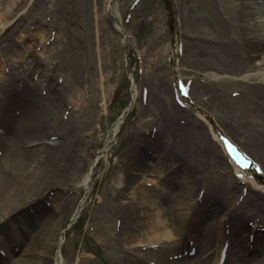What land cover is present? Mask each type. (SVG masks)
<instances>
[{
    "label": "rangeland",
    "instance_id": "obj_1",
    "mask_svg": "<svg viewBox=\"0 0 264 264\" xmlns=\"http://www.w3.org/2000/svg\"><path fill=\"white\" fill-rule=\"evenodd\" d=\"M238 1L223 15L231 17L239 8ZM131 2L111 0L107 7L106 0H0V10L5 7L7 15L5 26L0 29V104L5 106L0 108V113L10 108L11 112L27 114L19 123L18 119L0 118V151L5 155L0 157V165L10 162L14 141L21 149L36 147L31 142L21 144L26 137L28 117L30 132L43 131L42 136L55 137L56 143L46 146L55 154L45 170L48 175H44L42 190L19 196L20 202L30 201L22 204L23 212L18 216L26 226L31 222L33 231L38 229L47 219L36 215L39 204L55 211L60 209L56 217L59 226H64L80 200L85 199L79 219L65 231L62 264H142L139 260L168 259L178 254L186 249L192 237L190 234L185 238L189 231L185 221L189 223L191 219V207L200 215L206 214L211 207L209 198L222 197L213 187L230 174L221 146L213 140L207 125L191 109L180 107L174 101V85L167 62L173 29L166 10L167 0H139L133 7H130ZM169 6L171 15L177 19L176 29L181 40L179 73L195 74L197 78L191 80L192 85L197 82L205 86L195 91V103L212 114L226 135L243 148L255 149L263 161L264 124L247 115L241 100L248 102L250 98L255 104L257 99L261 108L254 107L263 116L264 102L254 97V93L262 96L264 88L245 81L233 86L224 81L206 80L204 71L243 73L242 68L236 67L234 49L227 45L228 38L218 32L208 0H170ZM118 20L131 35L132 44L117 29ZM42 30L47 33L44 38L39 37ZM49 31L55 33L54 38L44 44ZM39 43L42 45L36 48ZM142 89L146 90L144 99H140ZM132 93L136 94L135 102L112 134L113 123L128 105ZM169 104L177 112L168 120L164 107L167 105L170 110ZM108 132L109 137H106ZM167 132L173 134L168 141ZM102 146L105 150L93 168L89 187L84 188L81 185L83 171ZM204 146L210 148L215 161L218 157L224 161L211 163L213 158L203 155ZM160 150L163 151L161 157L170 158L172 166L158 176L146 170L145 165L146 160L151 165L153 155L156 158ZM31 158L34 161L37 157L31 154ZM119 172L121 185H116L114 181ZM151 179H154L152 186L144 187V182ZM183 181L188 188L192 186L188 197L191 207L165 206L166 201H177L173 195L178 189L185 190L187 186L181 187ZM237 185L235 196L245 188L241 183ZM141 189L148 191L155 202L143 203ZM220 201L222 215L231 205L225 199ZM167 209L174 216L182 209L185 212L189 209L179 234L150 242L161 245L155 252L137 246L149 243L142 239L150 234L146 232L152 212L159 210L165 216ZM140 211L145 213L139 215ZM124 213H127L126 218ZM252 216L248 214L243 220L249 229L252 228L250 223L257 219ZM19 217L12 216L10 223L0 228L1 234L9 236V227L17 225ZM120 220L121 224H117ZM167 224L164 221V227ZM262 224L260 233L264 232ZM122 226H125L123 231ZM19 231L24 234V227ZM220 233L231 237L228 240L233 242L235 228L231 220L224 222ZM18 235L4 245L6 248L0 245L3 252L0 264H13L21 257L23 249L28 250L29 230L22 240ZM248 241L249 247L244 246L239 256L244 259L264 257V251L259 250L255 240ZM234 253L235 249L232 256ZM32 256L43 258L48 264L53 247L48 248L46 255L33 252ZM22 257L31 256L25 252ZM202 262L208 264L206 260ZM229 263L230 257L226 261ZM243 264H247V260Z\"/></svg>",
    "mask_w": 264,
    "mask_h": 264
},
{
    "label": "bare ground",
    "instance_id": "obj_2",
    "mask_svg": "<svg viewBox=\"0 0 264 264\" xmlns=\"http://www.w3.org/2000/svg\"><path fill=\"white\" fill-rule=\"evenodd\" d=\"M238 0H208L211 9L213 10L214 15V23L216 25V28L218 32H220L223 36H226L228 38V46L230 48H233L234 51L232 53L234 61H236L238 64L236 67L242 68L243 73L241 74H235V75H228V74H219L218 72H214L212 70L210 71H204L205 78L208 81L212 82H226L230 85H237L238 82H248L249 84H258L264 88V0H239L238 3L239 8L234 11V14H231V17L223 15L227 11L228 8L231 9L233 7V4L237 2ZM232 2V4H229ZM8 7V5H7ZM230 15V14H229ZM6 10L5 7H3L0 10V29H2L5 26L4 21L6 20ZM233 17V20H232ZM39 37L44 38L45 35H47L46 32L43 30L40 33ZM228 47V48H229ZM229 48V49H230ZM231 50V49H230ZM170 55H173V57L177 58V55H175V50L172 47L170 50ZM174 77L177 79L180 77L178 75V59L177 64L175 66V73ZM175 79V80H176ZM157 85L159 86L160 84ZM162 87V85H160ZM204 85L200 83H190L189 89H188V98H184L182 95H180L177 92V97L181 100V102L189 107L193 114L196 116H200V119L203 120V122L207 125V128L209 129L213 140L218 142L220 145L221 138L218 137V132L221 131V129L217 126L215 129L211 127L210 122H208V114L206 113L205 109L201 106L198 108L195 104L191 105L188 100L195 102L194 95L197 94L195 91L199 89H204ZM260 89V88H255ZM235 91L233 89L230 90ZM164 92L166 90L164 89ZM260 92V91H258ZM254 93V97H258L261 101L264 102V92L261 93L262 96H257ZM141 95V91H140ZM135 99V93L132 95V100ZM71 101V100H70ZM243 102V108L248 112L247 115H251V118L256 121L259 120L261 123L264 124V108H262L263 116L259 115L255 107L261 108L259 104L260 102L255 100V104L251 102L250 98L247 100H241ZM156 102V100H155ZM197 103V102H196ZM157 104H160V102H157ZM163 104V103H162ZM251 104V105H250ZM253 104V107H252ZM161 105V104H160ZM262 105V104H261ZM160 107V106H159ZM0 108H5L3 104H0ZM165 115L167 116V119L172 117L174 113L177 112V110L169 104L170 110H168L167 105H165ZM253 109V110H252ZM12 109L7 108L6 112L0 113V118L4 119L8 117V119H11L14 112H11ZM18 111L19 108H18ZM156 112V114H158ZM163 113V112H162ZM9 115V116H8ZM26 113L23 112L22 114H18V123L22 117H26ZM261 116V118H257ZM159 120V119H157ZM169 120V119H168ZM120 119L118 118L112 127V132L114 133L116 129L119 126ZM29 117L27 119V131H25L26 137L23 139L21 144L25 143H32L35 144V148H27V149H21L20 145L17 141H14V148L10 152L13 153V156L11 157L10 162L6 165H0V228H2L7 223H10V219L12 216L19 217L18 215L23 212V206L27 201H30L29 199L25 200L24 202L19 201V196L26 193L33 192L34 194L37 193V191L42 190L43 186V180L45 178L44 175H48V171H45L48 166L51 165L50 160L54 156V152L51 149H47L46 146L48 144H54L56 143L55 140H51L50 138H46L47 136H42L43 131H34L30 132L29 130ZM170 136H173L171 132L166 133V138L168 141V138ZM45 138V139H44ZM186 139V137H183ZM25 141V142H24ZM37 143H41L39 146H37ZM29 144H26V146ZM44 145V146H43ZM238 147L245 151L247 155H249L253 160H255L260 170H254L253 167H243L239 165L237 162H233L232 160H228V157L224 151L223 145L221 146L222 153L224 154L225 158L224 160L226 163L231 167L230 174L228 176H225L222 180V183L220 185H217L213 187V189H216V193H219L222 197L217 199V196H213L209 198V203L211 204L209 211L206 214L200 215L198 210L191 207L192 203L188 200V197L191 195V187L188 188L189 185H186L183 181V185L187 186L184 188L185 190H182L181 188L177 190L176 194L173 195L175 199H177L176 202H165L164 205L170 207H180L184 205H189L191 207V219H189V223L186 219V213L189 209H187V212H185L183 209L176 212L175 216L172 214V212L167 209L166 215L163 216L161 211L155 210L152 212V218L147 226L148 231L146 233H149L144 240L145 242H155L160 241L163 238L171 237L172 235H178L180 232L181 225L186 219V225L187 229L189 230L187 233V236L190 237V234H192V237L194 238V244L196 247V252H201L200 255L202 257H209L211 256L213 258V261L211 264H216L219 260V253L220 249L222 247L223 242L219 245L216 244L214 234H219L221 231V222L225 215H228L231 219L234 228L235 233L233 235V243L229 245L227 250V257L225 259L226 261L229 259V256L231 258V263L229 264H243L244 260H247V264H264V257H254L244 259L241 256H239V251H241L244 246L247 245V230L248 228L244 226L243 220L244 218L250 214L257 218V220H254V224L257 225V222H260L261 224L264 223V160L259 158L257 152L255 149L250 148H243L240 143H238ZM205 147V146H204ZM199 154L201 150H197ZM162 152H157V157L152 161L151 165L148 164L146 160V167L148 171L153 172V175H164L165 169L172 166V163H170V158H162ZM98 153V152H95ZM210 148L207 146L203 148V155L212 157L211 163L219 164L221 163V159L218 157L217 161H215L214 156L211 154ZM31 154H34L35 160L31 158ZM140 154V153H138ZM5 155L2 153L0 157H4ZM165 156V155H164ZM95 157V155H94ZM140 157V156H139ZM141 157H143L141 155ZM94 160V158H93ZM223 160V159H222ZM223 160V161H224ZM137 164V163H136ZM90 166H87V168L84 169V173L82 174L81 184L84 186V188H87L90 183L91 179V172H90ZM239 173V176L242 179H236L234 174ZM142 175H145V171H142ZM121 173L119 172V175L115 178V184L120 185L121 184ZM185 177V176H184ZM151 183L154 182V179L150 180ZM238 182L246 183L249 187V190L252 191L250 194L248 192L245 193V197L238 201V194L235 196L234 192H236L238 185ZM192 183V182H191ZM48 189V187H46ZM140 191V199L142 202H155L152 200L151 196L148 195L149 192L145 189H141ZM167 193V191H166ZM168 194V193H167ZM220 199H225L227 202H230L231 208L223 213L220 214L221 211V201ZM237 201L235 203L234 200ZM219 200V201H218ZM84 200H81L80 206H82ZM233 201V203H231ZM68 205V204H67ZM38 211H36V215H43L47 219L40 224V227L36 230H32V224L31 222L24 224V221L22 222L20 217L18 218V224L17 225H11L9 236H4L0 232V245L4 246L7 244H10L9 241H13L14 238L17 237L18 239L22 240V236L26 235V232L29 230V235L31 239H29V243L27 245V249L21 251V257L17 259L13 264H45V261L43 258H33V252H37L39 256H43L48 254V248L51 246L53 247V256L51 257L50 262L48 264H61V241L59 238V234L62 232L61 226H59V218L56 217V213H59L60 209L55 211V208L50 209L46 208L45 206H40L39 204L36 205ZM64 206H66V203H64ZM78 207L77 211L79 212ZM246 206V208H245ZM250 206L249 210H247V207ZM10 207V208H9ZM133 209V208H132ZM132 213V212H130ZM141 213H145L144 211H140L139 215ZM10 214H13L10 216ZM77 213H75L76 215ZM30 215V214H29ZM28 215V216H29ZM32 215V214H31ZM127 213H124V218H126ZM173 215V216H172ZM220 215V216H219ZM123 216V215H122ZM252 216V217H253ZM59 221V222H58ZM164 221L168 222V226L164 227ZM33 222V221H32ZM166 223V222H165ZM254 225V226H255ZM30 226V227H29ZM24 227L25 233L21 234L19 229ZM125 226L121 227V231H123ZM187 229L185 232H187ZM127 230V229H126ZM55 233V234H54ZM132 237V235H129V238ZM190 237V239H192ZM255 245L259 247L260 251H264V233H255ZM1 248V246H0ZM6 248V246H4ZM25 248V249H26ZM213 248V250H212ZM191 247L188 249L190 250ZM235 249V253L232 256V251ZM236 251H238L236 253ZM28 253L31 257H22L24 253ZM60 254V256H59ZM213 254V256H212ZM25 256V255H24ZM188 262V263H187ZM171 264H202L197 258L190 257L186 258V260L180 262V261H174Z\"/></svg>",
    "mask_w": 264,
    "mask_h": 264
},
{
    "label": "snow or ice",
    "instance_id": "obj_3",
    "mask_svg": "<svg viewBox=\"0 0 264 264\" xmlns=\"http://www.w3.org/2000/svg\"><path fill=\"white\" fill-rule=\"evenodd\" d=\"M225 143H226V146L228 147L229 151L233 155H235L237 157H240L241 156V154L237 152V150L235 149V147L231 143H228L227 141H225ZM243 159H247V157H243ZM237 162H242V160L241 159H238ZM237 175H239V173H237Z\"/></svg>",
    "mask_w": 264,
    "mask_h": 264
}]
</instances>
